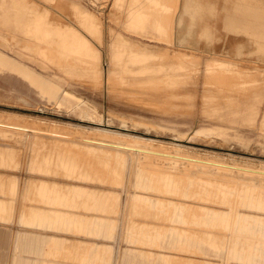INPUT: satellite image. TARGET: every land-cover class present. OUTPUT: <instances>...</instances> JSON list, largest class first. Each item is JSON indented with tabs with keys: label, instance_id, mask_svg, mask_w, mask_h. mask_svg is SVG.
<instances>
[{
	"label": "rangeland",
	"instance_id": "obj_1",
	"mask_svg": "<svg viewBox=\"0 0 264 264\" xmlns=\"http://www.w3.org/2000/svg\"><path fill=\"white\" fill-rule=\"evenodd\" d=\"M28 1L34 6L28 15V39L37 45L35 53L21 49L13 40L14 33L6 43L9 33L1 27L0 49L14 57L15 53L2 43L24 51L23 62L78 95L81 104L87 105L82 107L83 112L60 108L20 77L0 74V117L14 119L15 115L32 126L62 128L57 132L71 137L64 141L45 133L38 136L31 130L28 134L12 126L0 130V206L9 209L11 216H19L21 228L53 234L48 260L52 259L53 264H264L263 177L156 156L126 155L109 147L86 144L89 142L83 139H101L91 131L96 128L113 129L164 142L167 145H159V149L173 154L264 167V64L245 63L248 58L242 59L245 62L228 61L214 55L213 46L199 34L198 38L205 42L196 49L197 34L190 31L188 16L185 40L175 44L169 37L174 32L167 30L165 23L172 12L167 0ZM53 1L61 4L55 6ZM66 4L77 6L68 12ZM0 9L2 12L7 8ZM82 17L93 23L97 33L89 32ZM135 18L143 23L141 28L132 26ZM69 27L73 32L77 28V33L92 42L97 51L93 70H99L103 79L110 71L122 87L117 85L114 92L105 82L95 85L92 74L77 79L59 78L63 67L78 74L88 69L82 62L72 60L89 59L79 56L67 43L72 40L67 35ZM231 37L236 43V37ZM222 41L216 48L219 53L227 43ZM47 46L55 47L67 65L51 63L52 58H46ZM34 61L47 64L49 70H41ZM213 65L220 69L209 70ZM244 108L257 111L253 120L247 118ZM137 122L142 124L135 126ZM209 125L229 135L194 137L197 129ZM80 127L88 128L91 134L82 136L77 130ZM106 139L103 140H118ZM16 220L14 217L0 223V230H16ZM6 237L9 247L5 254L9 259L12 236Z\"/></svg>",
	"mask_w": 264,
	"mask_h": 264
},
{
	"label": "bare ground",
	"instance_id": "obj_2",
	"mask_svg": "<svg viewBox=\"0 0 264 264\" xmlns=\"http://www.w3.org/2000/svg\"><path fill=\"white\" fill-rule=\"evenodd\" d=\"M2 1V2H1ZM1 4L0 7L1 8H7L6 10L0 12V27L7 31L9 33V35L6 37L5 42L8 43L9 40H11L12 35L11 33L16 34V36L13 35V40L14 38L17 40V43L19 45H21V49H28L31 52L35 53V48L37 47V45L34 43V41H32L31 38L28 39V36L30 35L29 30H28V25H29V20H28V15H31V12L34 10V6L28 1V0H1ZM51 1V0H50ZM58 1V0H57ZM60 1V0H59ZM68 1V0H66ZM169 2V5L172 7V12L170 13V15L168 14V16L165 18V23L166 25H168V29L172 32H174V26H175V21L170 20V18H176V14L179 11V5H180V0H167ZM33 2V1H32ZM35 2V1H34ZM46 2V1H45ZM54 2V1H53ZM63 2V1H60ZM60 2L59 5L61 4ZM65 2V1H64ZM108 2V1H107ZM55 3V2H54ZM55 3V6L56 4ZM167 3V2H166ZM222 7L219 6V0H209V2H205L204 0H185L184 1V7H183V11L182 14L180 16L179 19V23L182 24L185 20V17H189L190 18V22L188 21V23H190V28L191 29H195L197 27L200 26L201 28V32L199 33L200 38L205 39L207 41V44L209 46H213L212 48V54L214 55H219L221 58L223 59H227L229 60H240L242 62H245L244 60H242L243 58H248L249 61L245 62V63H250L253 65H261L264 64V0H222ZM38 4V3H37ZM40 4V3H39ZM53 4V3H52ZM72 4V2L70 3V5ZM58 5V6H59ZM70 5L66 4L64 5V8L69 10H74L73 8H75V5L73 8L70 7ZM39 6V5H38ZM41 6V4H40ZM63 6V5H62ZM61 6V8H62ZM163 6V5H162ZM39 8V7H38ZM42 8V7H41ZM45 7L42 8V10H44ZM60 8V7H59ZM9 9V10H8ZM36 9V7H35ZM48 9V8H46ZM45 9V10H46ZM1 10V9H0ZM8 10V11H7ZM37 10V9H36ZM41 10V9H40ZM79 9H76V11ZM162 10V9H161ZM12 11V12H10ZM39 11V9H38ZM49 12L51 10H48ZM37 12V11H36ZM78 12V11H77ZM83 12V11H82ZM51 15L52 12H50ZM49 13V14H50ZM54 13V12H53ZM87 13V12H86ZM85 13V14H86ZM74 14V13H72ZM81 13L79 12V15ZM59 15V14H58ZM82 15V14H81ZM80 15V16H81ZM159 15V13L157 14ZM50 16V15H49ZM56 16V15H54ZM84 16V15H82ZM88 16V15H87ZM86 16V18H87ZM30 17V16H29ZM51 17V16H50ZM50 17H48L50 19ZM60 17V16H59ZM69 17V16H68ZM76 17V16H75ZM78 17V16H77ZM76 17V18H77ZM89 17V16H88ZM156 17V16H155ZM58 18V17H56ZM85 19V17H82V19ZM93 18V17H92ZM91 18V20H92ZM53 19V17L51 18ZM50 19V20H51ZM79 19V18H78ZM81 19V18H80ZM157 19V18H156ZM50 20H48L50 22ZM62 20V19H61ZM75 20V19H74ZM94 20V19H93ZM96 20V19H95ZM59 21V20H58ZM64 21V20H63ZM77 21V20H76ZM83 21V20H82ZM81 21V23H82ZM86 23V25H88L87 28L93 31V34L91 32L92 35H94V33H97V28L94 27L87 19L84 20ZM99 22V20H97ZM52 22V21H51ZM55 22V21H54ZM57 22V21H56ZM78 22V21H77ZM58 23V22H57ZM65 23V22H64ZM80 23V24H81ZM52 24V23H51ZM55 23H53L54 25ZM68 24V23H67ZM97 24V22H96ZM142 22L139 21L137 18L134 19L133 22V27H140L142 26ZM57 25V24H56ZM65 25V24H64ZM72 25V24H70ZM85 25V26H86ZM99 25V24H98ZM159 25V24H158ZM52 26V25H50ZM59 26V24H58ZM68 26V25H65ZM84 26V27H85ZM55 27V25H54ZM53 27V28H54ZM63 27V26H61ZM71 27V26H70ZM68 28L69 34H67L66 32L68 31L66 28V32L64 31L63 33H66L69 37L72 38V40L70 39L69 42L67 41L68 44H71V46L73 47V50L75 52H77L80 55L84 56L85 58L89 59L88 61L79 58V57H72L73 61H80L83 63V65L88 68L87 72L85 74H78L75 73L71 70H67L64 68L67 67H63V70L61 69V71L63 72L62 76H59V78H64V79H77V77H79L80 75H90L92 74V83H94L95 85L101 84L102 82L108 85V88H110L111 90H114V88H118L117 87V81L111 76V72L109 71L110 68H108L109 73L107 74V78L105 77L103 79V77H101V74L99 75V70L94 69L93 67L95 66V63H93V61L95 60L94 58L97 56L96 53L97 51H95L93 48L94 46L90 43L88 37L86 38V36L81 35L79 33H77L75 30L79 31L77 28L74 30V32L71 30V28ZM75 28V26H72ZM161 27V26H160ZM57 28V26H56ZM73 28V29H74ZM99 29V28H98ZM96 31V32H95ZM18 32V33H15ZM98 33L103 34L102 30H99ZM25 34V35H24ZM233 34L236 37V43H234L231 48H228L227 51L226 48L227 46H225V49L223 51V53H219L217 52V44L219 43V41L223 40L228 42L229 40V36ZM60 35V34H59ZM63 34L61 33L60 36H62ZM241 35H244L245 37L243 39H241ZM66 36V35H65ZM151 36V35H150ZM93 37V36H92ZM101 37V36H100ZM171 41L174 42V35L173 36H169ZM1 39L2 37H0V44H1ZM64 39V38H63ZM67 39V38H66ZM185 37H182L181 42H184ZM32 41V42H31ZM37 41V40H36ZM14 43V42H13ZM16 43V42H15ZM41 43V42H40ZM225 43V42H224ZM4 47H7L9 49H11V51L13 53H15L14 55H16V57L10 55L9 53L3 51L2 49H0V74L2 73H9L12 75H16L18 77H20L22 80L26 81L31 87H33L41 96L43 97H47L49 101L54 102L58 107L60 108H78L80 111L83 112V108L82 107H86V104H81V101L79 99V96L76 95L75 93L68 91L66 89H64L58 82H56L55 80H53L52 78H49L47 76H45L42 72L38 71L37 69H35L33 66L26 64L25 61L26 59L24 58L23 54L24 51H20V50H16L15 48L10 47V45H5V43H2ZM35 44V45H33ZM17 45V44H16ZM91 45L93 47H91ZM174 45V44H173ZM227 45V43H226ZM41 46V45H40ZM49 46V45H48ZM47 46V47H48ZM69 47V46H68ZM67 47V48H68ZM149 47V46H148ZM50 48V49H49ZM55 48V47H54ZM53 47H48L47 48V52H46V58H52L51 63H53L54 65L61 67V66H66V61L63 59V57L61 56V53L57 52ZM60 49V48H57ZM72 49V48H71ZM197 49V48H196ZM97 50V49H96ZM193 51V50H192ZM171 53V52H170ZM72 54V53H71ZM78 56V55H75ZM210 56V55H209ZM212 58V57H211ZM169 59V58H168ZM216 59V58H214ZM219 59V58H218ZM224 60V61H225ZM72 61V62H73ZM39 67L40 69L43 71H48L49 70V66L47 64H42L40 62H36L34 61ZM232 63V61H231ZM241 63V62H240ZM236 64V63H235ZM239 64V63H237ZM248 64V65H250ZM75 66V65H74ZM167 66V65H166ZM263 66V65H262ZM55 67V66H54ZM73 67V66H72ZM76 67V66H75ZM78 67V66H77ZM202 67V66H201ZM261 67V66H260ZM97 68V67H96ZM78 69V68H77ZM76 69V70H77ZM220 68H218L217 66L213 65L210 67L209 70L212 71H218ZM83 71V70H82ZM80 72V71H79ZM103 72V70H102ZM104 73V72H103ZM102 78V79H101ZM104 80V81H103ZM78 81V80H77ZM212 81V80H211ZM93 84V85H94ZM122 84V83H121ZM118 85L119 87L121 86ZM124 85V84H123ZM100 86V85H99ZM126 86V85H125ZM122 87V86H121ZM124 87V86H123ZM128 87V86H127ZM127 89V88H126ZM110 90V91H111ZM123 90V89H122ZM121 90V91H122ZM109 91V92H110ZM124 91V90H123ZM115 92V90H114ZM118 92V91H117ZM126 92V90H125ZM159 92V90L157 91ZM122 93V92H121ZM169 100V99H168ZM167 101V100H165ZM169 102V101H168ZM165 102V103H168ZM168 106V105H167ZM171 106V105H170ZM172 108V107H170ZM237 108V107H236ZM235 108V109H236ZM173 109V108H172ZM235 109H233L235 111ZM246 109L247 112V118H250V120L254 119L255 114L257 113V111L255 109H251V108H244ZM243 109V110H244ZM171 110V109H170ZM174 110V109H173ZM179 110V109H178ZM183 110V109H182ZM172 111V110H171ZM176 111V110H175ZM231 111V109H230ZM242 111V110H241ZM174 112V111H173ZM227 112V110H226ZM229 113V112H228ZM1 114V113H0ZM243 114V112H242ZM9 115V113H8ZM237 115V114H236ZM10 116H13L10 115ZM225 116V115H224ZM233 116V115H232ZM240 116V115H239ZM242 116V115H241ZM14 119H10V117H0V130H4L7 129L5 127L7 126H12V127H18V128H22V132H27L29 130L31 131H35V134H39V133H45L46 135L55 137L56 139L59 138V140L62 138H64L65 140H67V138H70V136H67L66 134H62L57 132L58 130H62V128H41V126L39 125V127L36 126H32L30 124H25L23 118L19 117V116H13ZM24 117V116H23ZM227 117V116H226ZM30 118V117H29ZM124 120L126 121V118H124ZM39 121V120H38ZM36 122V121H35ZM40 122V121H39ZM229 123V122H228ZM141 122H137L135 124V126H139L141 125ZM38 126V125H37ZM68 127V126H67ZM9 128V127H8ZM26 129V130H24ZM72 129V128H71ZM76 129V128H75ZM12 130V129H11ZM19 130V129H18ZM17 130V132H18ZM78 132L81 133V135H86V134H91L89 132L93 131V133H95L97 136H100L98 138L101 139H95V138H83L85 140V142H89L86 144H90V145H98L99 147H109L110 149H113L114 151L116 150V152H122L123 154L126 155H131V156H136L137 155H143V156H156V157H161V158H167V159H173V160H177V161H183L186 162L190 165H200L203 167H214L217 168L219 170H226L228 172L230 171H236V172H240L243 174H247V175H257L260 177L264 178V167H254V166H243V165H239L237 163H226L224 161H213V160H203V159H198V158H193L190 157L188 155H183V154H173L170 152H166V151H162L159 149V145H167L164 142H160L158 140H154V139H150V138H145L136 134H130V133H122L116 130H110V129H98L96 128L95 130H91L89 131L88 128L86 127H80L77 128ZM21 132V130H20ZM67 132V130H66ZM32 133V132H30ZM194 133V132H193ZM29 134V133H28ZM45 134H42L43 136ZM212 134H218V135H222V136H227L229 135V133L225 130H222L220 127L218 126H214V125H209V126H202L199 129H197L194 133V137L197 136H201V135H212ZM7 135V134H6ZM16 135V134H14ZM41 135V134H40ZM20 136V134L18 135ZM23 136V135H21ZM35 136V135H34ZM39 136V135H38ZM49 136L47 137V139L49 138ZM88 136V135H87ZM103 136V137H102ZM32 137V136H31ZM37 137V136H36ZM46 137V136H45ZM44 137V138H45ZM95 137V136H94ZM105 137H113V138H117L118 140H114V141H105L103 139H106ZM41 139V138H40ZM54 139V140H56ZM63 139V140H64ZM82 139V138H81ZM82 139V141H83ZM106 139V140H107ZM38 140V139H37ZM42 140V139H41ZM53 140V141H54ZM64 140V141H65ZM72 140H74L72 138ZM32 141H34L32 139ZM68 141V140H67ZM66 141V142H67ZM71 141V140H70ZM40 142V141H39ZM58 142V141H57ZM64 142V143H66ZM33 143V142H32ZM37 143V142H36ZM69 143V142H67ZM75 143V141H74ZM78 143V141H77ZM81 144V140L79 142ZM60 145H62L61 142H59ZM170 144V143H169ZM66 145V144H64ZM85 145V144H84ZM173 146H178L175 144H170ZM182 145V144H181ZM14 146V145H13ZM67 146V145H66ZM35 147V146H34ZM69 147V146H68ZM80 147V146H79ZM97 147V146H96ZM182 147V146H179ZM39 148V147H38ZM72 148V147H69ZM24 149V148H23ZM64 149L67 148H62L60 150L64 151ZM80 149V148H79ZM86 149V148H85ZM26 150V149H25ZM87 150V149H86ZM92 150V149H91ZM40 151V148H39ZM18 153V152H17ZM28 154V152H27ZM39 154V153H38ZM41 154V153H40ZM62 154L64 155L65 152ZM67 154V153H66ZM90 154V153H88ZM92 154V153H91ZM94 154V153H93ZM17 156V155H16ZM62 156V155H61ZM76 156V155H75ZM91 156V155H90ZM24 157V156H23ZM123 157V156H122ZM140 157V156H139ZM26 158V157H25ZM154 159V158H153ZM157 159V158H156ZM141 160V159H140ZM172 160V162H173ZM171 161V160H170ZM176 161V162H177ZM121 162L125 163L124 160H122ZM129 162V161H128ZM175 162V163H176ZM26 163V162H25ZM176 165V164H175ZM182 166V165H181ZM187 166V164H186ZM26 167V166H25ZM151 167V166H150ZM177 167V166H176ZM195 167V166H194ZM123 168H125L123 166ZM25 170V169H24ZM217 171V170H216ZM151 172V171H150ZM221 172V171H220ZM218 173V172H217ZM24 179V178H23ZM123 179V178H122ZM119 180V179H118ZM166 179H164L165 181ZM69 181V180H68ZM163 181V183H165ZM119 182V181H118ZM161 183V182H160ZM178 183V182H177ZM134 184V183H133ZM175 183H173L174 186ZM254 184V183H253ZM161 185V184H159ZM263 185V184H262ZM164 186V184H163ZM167 186V185H166ZM165 186V187H166ZM172 186V188H173ZM161 187V186H160ZM199 187V186H198ZM264 187V186H263ZM171 187H168V189ZM177 188V187H176ZM72 189V188H71ZM70 189V190H71ZM75 190V189H74ZM130 190V189H129ZM171 190V189H170ZM77 192V191H76ZM79 193V192H78ZM224 195H222L223 197ZM228 197V196H227ZM230 199V197H228ZM238 198V197H237ZM233 199V198H232ZM67 200V199H66ZM82 200V199H81ZM237 200V199H236ZM129 201V200H128ZM238 201V200H237ZM69 202V201H68ZM77 202V201H76ZM236 202V201H235ZM240 202V201H239ZM83 203V202H82ZM232 203V202H231ZM234 203V201H233ZM232 203V204H233ZM78 204V203H77ZM194 205V204H193ZM129 206V205H128ZM246 207V206H245ZM2 208V207H1ZM188 209V206H187ZM201 208V212H202ZM235 209V208H234ZM190 210V209H189ZM194 209H192L193 211ZM200 210V209H198ZM143 211V209H142ZM236 211V210H235ZM234 211V212H235ZM191 212V210H190ZM196 212V211H195ZM213 212V211H211ZM232 212V211H231ZM59 213V212H58ZM143 213V212H142ZM156 213V212H155ZM200 213V212H199ZM198 213V215H200ZM206 213V212H205ZM210 213V212H209ZM218 213V212H217ZM222 213V212H220ZM224 213V212H223ZM263 213V212H262ZM192 214V213H191ZM190 214V215H191ZM202 214H204V212H202ZM211 214V213H210ZM233 214V213H232ZM62 215V213H61ZM98 215V214H97ZM105 215V214H104ZM222 215V214H221ZM220 215V216H221ZM186 216V215H185ZM192 216V215H191ZM197 216V215H196ZM205 216V215H204ZM203 216V217H204ZM140 217V215H139ZM159 217V216H158ZM188 217V216H187ZM219 218V216H216ZM182 218V217H181ZM190 218V216H189ZM208 218V217H207ZM211 218V217H210ZM223 218V217H221ZM231 218V217H228ZM235 218V216L233 217ZM162 219V218H161ZM184 219V218H183ZM198 219H200L198 217ZM191 220V219H190ZM264 220V219H263ZM95 221V220H94ZM188 221V220H187ZM219 221V220H218ZM223 221V220H222ZM221 221V222H222ZM96 222V221H95ZM178 222V221H177ZM193 222V221H192ZM204 222V221H203ZM217 222V221H216ZM228 222V221H227ZM249 222V221H248ZM215 223V221H214ZM233 223V221H232ZM184 224V221H183ZM182 224V225H183ZM187 224V223H186ZM198 224V223H197ZM227 224V223H226ZM225 224V225H226ZM230 224V222H229ZM228 224V225H229ZM217 225V224H216ZM224 225V226H225ZM18 226V225H17ZM213 226V225H212ZM230 226V225H229ZM228 226V228H229ZM45 227V226H44ZM184 227V226H183ZM216 227V226H215ZM223 227L220 224V228ZM231 227V226H230ZM110 228V227H109ZM206 228V226H205ZM219 228V227H217ZM46 229V228H45ZM181 229V228H180ZM186 229V228H185ZM214 229V228H213ZM224 229V228H223ZM230 229V228H229ZM93 230V229H92ZM217 230V229H216ZM235 230V229H234ZM191 231V230H190ZM103 232V231H102ZM177 232V231H176ZM194 232V231H192ZM88 233V232H87ZM169 233V232H168ZM181 233V232H180ZM199 233V232H198ZM204 233V232H203ZM231 233V232H230ZM176 235V234H175ZM198 234L196 233V236ZM112 236V234H111ZM195 236V234H194ZM200 236V235H199ZM203 237V234L201 235ZM198 237L199 238H201ZM176 237V236H174ZM192 237V235H191ZM217 237V236H216ZM221 237V236H220ZM183 238V236H182ZM206 239H208L205 236ZM204 238V239H205ZM258 238V237H257ZM113 239V237H112ZM116 239V238H115ZM174 239V238H173ZM185 239V238H184ZM210 239V238H209ZM222 239V237H221ZM220 239V240H221ZM179 240V239H178ZM196 240V239H195ZM212 240V239H210ZM217 240V238H216ZM198 241V240H197ZM196 241V242H197ZM207 241V240H206ZM203 242V241H202ZM201 242V243H202ZM216 242V241H215ZM220 242V241H219ZM229 242V241H228ZM109 243V242H108ZM194 243V242H193ZM192 243V244H193ZM217 243V242H216ZM191 244V243H190ZM191 244V245H192ZM182 245V244H181ZM188 245V244H187ZM196 245V244H195ZM207 245V244H206ZM224 245V244H223ZM200 246V245H199ZM199 246L197 248H199ZM202 246V245H201ZM200 246V247H201ZM218 246V245H217ZM194 247V246H193ZM129 258V257H128ZM128 258L126 257L125 259L128 260Z\"/></svg>",
	"mask_w": 264,
	"mask_h": 264
},
{
	"label": "crops",
	"instance_id": "obj_3",
	"mask_svg": "<svg viewBox=\"0 0 264 264\" xmlns=\"http://www.w3.org/2000/svg\"><path fill=\"white\" fill-rule=\"evenodd\" d=\"M184 1L180 0L179 11L177 12L175 18V26H174V42L176 44L179 43L181 45L182 37L184 33L187 32L185 30V20L182 24L179 23L180 16L183 11ZM202 1V0H201ZM205 2H209V0H204ZM222 0H219V6L222 7ZM192 33L197 34L196 37V48H201L202 43L205 42L202 39L198 38V34L201 32L200 26L191 29ZM232 37L229 38L227 45H222L221 47L227 46V49L230 48V45H233L235 41L232 42ZM225 41H222L224 43ZM218 46V44H217ZM233 47V46H232ZM0 206V223L4 224L6 221H10L12 218L16 217V222L19 225V228L16 230H0V264H5L7 260V264H53V260H48V253H51L53 250V234H49L48 232H38L37 230L32 229H23L21 228V219L17 215H12V212ZM9 234L11 238V253L10 258L8 259L5 254V248L9 247V242H7L8 237L6 235ZM8 250V249H7Z\"/></svg>",
	"mask_w": 264,
	"mask_h": 264
}]
</instances>
